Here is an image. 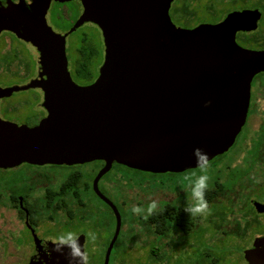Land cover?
<instances>
[{
	"label": "water",
	"instance_id": "water-1",
	"mask_svg": "<svg viewBox=\"0 0 264 264\" xmlns=\"http://www.w3.org/2000/svg\"><path fill=\"white\" fill-rule=\"evenodd\" d=\"M82 1L71 30L92 21L105 46L98 77L84 86L71 79L64 35L43 14L0 9V32L10 29L30 42L45 73L25 85L0 86V98L39 86L48 109L34 126L0 118V166L102 160L97 191V180L113 163L180 172L196 166L195 147L209 161L228 151L245 123L252 78L264 72V49L239 45L236 33L256 30L260 11H232L219 22L185 28L170 19L173 0ZM253 206L264 212V203ZM243 257L247 264H264V235Z\"/></svg>",
	"mask_w": 264,
	"mask_h": 264
},
{
	"label": "flooded vegetation",
	"instance_id": "flooded-vegetation-1",
	"mask_svg": "<svg viewBox=\"0 0 264 264\" xmlns=\"http://www.w3.org/2000/svg\"><path fill=\"white\" fill-rule=\"evenodd\" d=\"M175 1L171 2L168 11L172 22L170 14L178 16L184 4L180 5L179 2L176 4ZM246 1L254 3L248 5V2H242L232 6L225 13L214 17L212 21H201L196 24L187 21L180 26L191 28L201 23H216L229 12L244 9L259 10L261 19L264 15L262 13L264 1ZM195 2L196 0H185L184 7L186 3L188 4L185 10L193 11L194 8L201 7L200 5L196 7ZM219 4L220 1L217 0H205L201 8L205 7L214 13ZM16 7L30 12L35 10L38 16L43 14L47 25L55 33L64 35L65 53L68 40L81 29L77 38L81 47L76 49L79 59L70 66L66 53L67 68L71 79L78 85L84 86L95 81L104 60L105 46L102 32L92 21H84L71 30L84 10L82 0H19L18 3L16 0H0V9ZM11 18L7 19L12 20ZM260 19L257 22V29L260 26ZM181 20L182 18L177 19L178 22H182ZM89 26L95 28L100 35L102 42L100 51L91 44L92 35L86 29ZM3 32L10 33L18 41L36 50L30 42L19 38L14 31L4 29L0 34ZM242 32L238 31L236 37ZM37 53L38 66L36 69L33 68L34 73L33 70L29 72L21 68L17 73L19 82L1 87L25 85L31 79L38 77L41 72L45 78L39 52ZM84 53L88 56L85 62ZM14 56L22 58V55ZM96 56H100V62L94 65ZM81 65L85 69V77L79 71ZM29 90L35 91L30 100L21 99L6 103L4 101L0 104V118L17 124L34 126L46 117L48 109L44 105L45 93L39 86L13 91L9 96L0 98V101L17 92ZM263 103L264 72H260L252 78L245 123L230 147L237 146V151L235 150L232 156L237 158L234 168L241 172L256 170L264 174V108H261ZM22 108H29L28 115L26 112L23 115ZM26 115L33 119L32 124L24 122ZM260 117V122L256 123ZM225 154L226 152L217 155L209 162ZM239 159H243L242 164ZM259 159L261 163L256 162ZM93 163L99 165L93 167ZM86 164L90 166L83 168ZM103 165L104 161L95 160L75 164L21 163L12 167L0 166V264H67L63 256L58 257L57 253L51 252V240L66 230L79 233L81 245L87 244L89 264H225L227 261H232L228 259V254L224 250L216 252L218 250H214L217 246L215 248L206 246L207 239L222 246L228 235L243 234L239 233L236 224L231 225L228 222L229 225L225 226L213 221L230 219V210H227L225 205L236 201V194L225 187L223 180L217 178L209 180L206 199L211 214L207 217H190L184 211L190 193H186L183 188L188 184L186 177L193 171L197 175L201 174L198 168H189L180 172H149L113 163L110 170L97 180V192L94 180ZM113 168L117 170L116 177L104 178ZM121 172H129L132 177ZM135 175L164 179H159L157 183L152 179L140 181L133 178ZM245 176L247 177L248 174L242 175L243 178ZM181 177L183 180L179 181L178 178ZM153 199L159 202L161 211L158 214L145 221L142 216L131 213L130 208L133 204L146 208ZM253 201L255 199L250 197L248 204L251 208H254ZM114 208L120 218L118 230ZM248 214L251 215L250 212ZM243 224L245 225L246 221ZM89 231L97 234L96 241L85 240L84 234ZM258 236L261 235L255 236L253 241ZM107 250L110 252L106 263ZM145 251L147 255L143 253Z\"/></svg>",
	"mask_w": 264,
	"mask_h": 264
},
{
	"label": "rangeland",
	"instance_id": "rangeland-1",
	"mask_svg": "<svg viewBox=\"0 0 264 264\" xmlns=\"http://www.w3.org/2000/svg\"><path fill=\"white\" fill-rule=\"evenodd\" d=\"M220 1V4L215 9L216 12H210L204 6L205 0H196L195 6L200 5L201 7L194 8L193 11L188 10L185 8L187 7V3L184 7L185 0H176L174 3L183 4V7L179 10V15L170 14L173 22L177 27H182L180 24L182 23H192L195 22H201V21H212L214 17H218L221 15V13H225L227 9L230 7H234L242 2H248L247 4L250 5L254 2L252 1H246V0H217ZM264 1V0H263ZM264 13V9L263 12ZM182 18V22H178L177 19ZM260 26L258 27L259 30H264V15L260 19ZM179 24V25H178ZM85 29V27L83 28ZM88 31L91 33V39L92 45H95L97 48H99V51L102 49V42L100 40V35L98 34V31L89 26L86 27ZM81 30V29H80ZM80 30L78 32L74 33L67 43V55L70 60V66L71 64L74 65L78 61V53L76 51L77 48L81 47V43L77 40L78 34H80ZM236 41L240 44L245 46L244 43L241 42L239 37H236ZM246 48L251 49H264V48H258L254 45H247ZM22 55V58L15 57L14 55ZM24 56V57H23ZM100 56H96L94 59V65L98 64L100 62ZM38 53L36 50H34L32 47L18 41L15 39L10 33L3 32L0 34V86H7L9 84H14L20 81V78L17 77V73L20 71L21 68H25L26 71L31 72L33 68L36 69L38 66ZM35 70H33V73ZM16 74V76L14 75ZM24 76V75H23ZM35 91L29 90V91H21L13 94L11 97L4 98V100L0 101V104L6 103V101L13 102L21 99H27L30 100L33 93ZM261 108H264V103L261 105ZM22 113L25 115L28 113L29 108H22ZM28 115V114H27ZM26 115V119L24 122H28L29 124H32L33 122L32 118H28ZM261 117L257 119V122H260ZM241 140V139H240ZM238 140V142H240ZM237 142V141H236ZM237 146H233L228 151H226L225 155H222L218 157L216 160L209 162L208 172L207 175L210 177L209 180H213L215 178L223 180L225 182V187L229 190L233 191L234 194H236V201L232 203H227L226 209L230 210V219H222V220H213L216 221L219 224L223 225H229L228 222L231 223V225H235L238 227L239 233H243L240 236H227L226 239H224V245L218 246V243L211 240H206V246L215 248L216 246V252H220L224 250L225 253L228 254V259L230 258L232 261L225 264H246V261L243 257V252L245 248L251 246L253 238L257 235H264V214L258 213L255 208H251L248 204L249 198L253 197L255 201L264 203V174L263 172H257L255 174L254 172H247L246 170H241L234 168L236 164L237 158L233 155V152L236 150ZM237 151V150H236ZM235 151V152H236ZM239 162L242 164L243 159H239ZM233 166H232V165ZM88 165V166H87ZM99 163H93V167H97ZM89 167L90 164L84 165L83 168ZM96 169V168H95ZM116 169L113 168L104 178L113 179L116 177ZM122 174H127L129 177H132V174L129 172H121ZM250 173V174H249ZM243 174H248L250 176L249 178L242 177ZM255 177V179H253ZM134 179L143 181L148 180L150 181L152 177L149 175H135L133 176ZM182 178V177H181ZM178 178L179 181H182L183 178ZM164 179V178H159ZM158 178L152 179L155 183L158 182ZM257 180L259 182H257ZM176 187V185H174ZM224 206V207H225ZM248 212L251 213L248 214ZM232 216V217H231ZM254 219V223L249 228L245 229V226L243 224L244 221H251ZM211 220V219H210ZM257 221V222H256ZM209 222V221H208ZM255 223H259L258 225H255ZM220 235V234H219ZM145 255H147V251L143 252ZM1 258V256H0Z\"/></svg>",
	"mask_w": 264,
	"mask_h": 264
},
{
	"label": "clouds",
	"instance_id": "clouds-1",
	"mask_svg": "<svg viewBox=\"0 0 264 264\" xmlns=\"http://www.w3.org/2000/svg\"><path fill=\"white\" fill-rule=\"evenodd\" d=\"M18 3L19 0H16ZM211 102L206 101L205 107ZM193 156L196 159V168L199 169L200 175H197L193 171L190 176L186 177L188 184L183 190L186 193H190L187 197V202L184 206V211L189 214L190 217H207L211 214L209 203L206 199V192L209 190V179L207 175L209 167L208 154L200 147L193 149ZM255 179V177H253ZM257 182H259L257 180ZM133 215L142 216L147 221L149 217L156 215L161 211L159 202L157 200H151L147 207H143L138 204H133L130 208ZM85 240L96 241L97 234L95 232H87ZM80 234L66 230L51 240V252H55L59 256H63L67 261V264H89V255L86 250L87 244L81 245Z\"/></svg>",
	"mask_w": 264,
	"mask_h": 264
},
{
	"label": "trees",
	"instance_id": "trees-1",
	"mask_svg": "<svg viewBox=\"0 0 264 264\" xmlns=\"http://www.w3.org/2000/svg\"><path fill=\"white\" fill-rule=\"evenodd\" d=\"M238 37L241 40V42L246 44V45H254V46L258 47V48H264V30H259V28H258V29L254 30V31H251V32H242V33H240L238 35ZM84 54H86V56L83 59V61L85 62V61H87L88 56H87V53H84ZM80 69L81 70H79V71L82 74H84V75H82V74L81 75L85 77L86 76L85 75V69H84V67L82 65L80 66ZM256 162L261 163V160L260 159L256 160ZM256 162L254 160V163H256ZM253 172L255 174H257V172H259V171L253 170ZM260 172H262V171H260ZM246 178H249V177L247 176ZM254 221H255L254 219H252L250 222H248L246 220V224L244 225L245 229L249 228L252 225L250 223L251 222L254 223ZM258 224L259 223H255V225H258Z\"/></svg>",
	"mask_w": 264,
	"mask_h": 264
}]
</instances>
